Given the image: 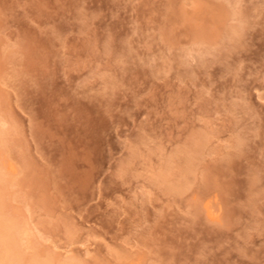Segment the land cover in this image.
Listing matches in <instances>:
<instances>
[{
	"label": "rangeland",
	"instance_id": "1",
	"mask_svg": "<svg viewBox=\"0 0 264 264\" xmlns=\"http://www.w3.org/2000/svg\"><path fill=\"white\" fill-rule=\"evenodd\" d=\"M0 133L20 264H264V0H0Z\"/></svg>",
	"mask_w": 264,
	"mask_h": 264
},
{
	"label": "bare ground",
	"instance_id": "2",
	"mask_svg": "<svg viewBox=\"0 0 264 264\" xmlns=\"http://www.w3.org/2000/svg\"><path fill=\"white\" fill-rule=\"evenodd\" d=\"M188 161L189 160H186L185 163H189ZM10 170H12L11 166H4L0 164V180H3L6 171L8 172ZM207 208L205 210H207ZM207 213L209 212L207 211ZM15 221L17 220H13L11 218L3 219L0 217V264H20L19 261L21 260L19 259L18 243H19V239L25 232L22 229L23 227L17 223L18 221L17 222ZM28 264H35V263L31 262Z\"/></svg>",
	"mask_w": 264,
	"mask_h": 264
}]
</instances>
